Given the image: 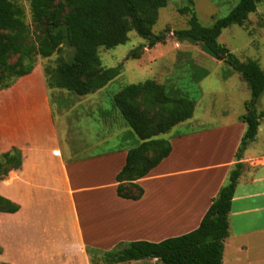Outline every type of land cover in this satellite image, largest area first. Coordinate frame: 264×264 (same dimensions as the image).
Masks as SVG:
<instances>
[{
  "label": "crops",
  "instance_id": "crops-1",
  "mask_svg": "<svg viewBox=\"0 0 264 264\" xmlns=\"http://www.w3.org/2000/svg\"><path fill=\"white\" fill-rule=\"evenodd\" d=\"M49 89L45 69L37 63L30 74L4 89L10 94L6 104L0 91V145L8 141L0 153L17 147L23 154L21 167L0 181V193L20 206L15 213H0L1 262L91 264L89 248L111 250L123 241L160 242L199 227L239 162L236 153L247 129L242 118L210 128L176 130L183 124L193 126V115L163 134L171 142V153L137 181L144 196L127 199L118 194L117 175L138 137L131 144L82 154L83 139L69 131L59 133ZM69 111L61 107V116ZM123 133L121 129L100 142H120ZM256 140L240 160L243 167L231 203L223 264H260L246 256L253 251L264 254V150H248ZM173 194L180 203L167 206L165 200ZM164 207L172 208L170 214L162 213ZM150 209L160 210L158 219L143 220ZM139 261L157 260L120 264Z\"/></svg>",
  "mask_w": 264,
  "mask_h": 264
},
{
  "label": "trees",
  "instance_id": "trees-1",
  "mask_svg": "<svg viewBox=\"0 0 264 264\" xmlns=\"http://www.w3.org/2000/svg\"><path fill=\"white\" fill-rule=\"evenodd\" d=\"M33 19L39 25L47 24L39 35L38 45L29 42L30 29L25 20V10L17 0H0V89H6L17 79L30 74L36 67L37 56L51 57L62 51L63 44L76 48L70 60L58 58L54 68H46L49 88L66 89L86 96L105 88L123 72L122 65L105 67L100 48H115L129 41L130 32H136L154 47L166 39L167 31L154 33L153 27L161 8L168 0H29ZM264 0H240L229 15L218 18L211 26L203 25L190 6L189 26L175 31L180 40L201 43L217 59L230 64L251 89V98L245 103L242 116L247 129L236 158L239 162L214 198L198 228L166 238L160 242L137 240L124 243L110 251L96 253L88 249L91 264H120L143 259H156L162 264H223L224 241L230 234L229 214L243 164L240 160L248 144L257 137L264 112L257 105L264 93V68L253 59L242 61L219 41L224 29L243 25L249 15ZM142 47L130 55L140 57ZM16 56L10 62L11 56ZM202 75L206 73L198 71ZM200 89L194 96L190 91L169 89L154 79L125 86L114 96L127 125L140 140L130 147L124 168L118 173L119 196L139 200L145 189L137 181L149 174L164 158L172 145L162 137L178 124L191 119ZM23 162L22 151L13 147L0 153V181ZM20 206L0 193V213H15ZM0 247V254H1ZM0 264H9L1 262Z\"/></svg>",
  "mask_w": 264,
  "mask_h": 264
},
{
  "label": "rangeland",
  "instance_id": "rangeland-1",
  "mask_svg": "<svg viewBox=\"0 0 264 264\" xmlns=\"http://www.w3.org/2000/svg\"><path fill=\"white\" fill-rule=\"evenodd\" d=\"M240 0H168L167 6L159 11V18L154 25V33L159 34L167 31L166 39L162 43L149 47L148 40L140 37L136 32H130L129 41L112 49L100 48L102 64L105 67H116L122 65V74L109 83L108 86L96 93L80 96L66 89H49L53 109L56 115L59 133L68 132L83 139V145L79 146L84 155H92L103 152L115 145L131 144L137 135L127 125L120 110L114 104V96L127 85L154 79L165 84L169 89L190 91L191 95L200 89V98L196 102L193 126L180 125L178 129L188 131L191 129H202L217 126L223 122H237L246 113L245 103L251 98V89L242 79L241 75L227 62L217 59L208 53L201 43L189 40H180L175 35L176 30L185 29L189 26L190 13L181 10L187 6L194 9L203 25L211 26L218 18L226 17L237 6ZM25 10V20L30 29L29 42L38 45L39 35L47 27L39 25L34 21L31 4L29 0H17ZM219 41L226 45L240 60H256L264 68V2L257 5V10L249 15L243 25H232L223 30ZM142 47L140 57L130 55L131 52ZM76 48L63 44L62 51L51 57L37 56L38 63L44 69L54 68L58 58L70 60ZM16 56H11L10 62H14ZM203 70L206 75L198 71ZM3 104L9 100L10 94L4 89ZM1 101V100H0ZM64 107L70 110L65 117L61 116L60 109ZM258 111L264 112V93L261 95ZM124 130L123 139L102 143L100 141L113 135L114 132ZM133 134V137L132 135ZM140 140L138 139V142ZM8 141L5 139L0 147H6ZM248 150L252 152L264 150V118L258 132L257 140ZM176 206L180 203L178 195L173 194L165 200ZM164 202L161 203V205ZM160 208L162 213L170 214L172 208ZM155 211V213H154ZM147 210L144 219L156 220L160 213L159 209ZM161 214V213H160ZM161 218V217H160ZM141 220V219H140ZM142 221V220H141ZM150 224V223H149ZM151 225V224H150ZM141 228H146L142 224ZM156 230H159L155 228ZM127 241L120 242V246ZM116 246V247H117ZM114 247L113 249H115ZM111 249V250H113ZM96 253L101 254L102 250ZM250 257L253 261H264V254H256L254 251ZM134 264H162L159 261L134 262ZM262 264H264L262 262Z\"/></svg>",
  "mask_w": 264,
  "mask_h": 264
}]
</instances>
